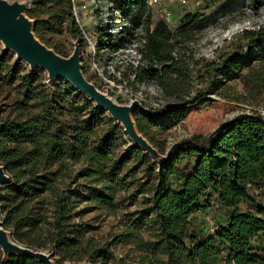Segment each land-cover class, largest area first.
I'll use <instances>...</instances> for the list:
<instances>
[{"label":"trees","instance_id":"1","mask_svg":"<svg viewBox=\"0 0 264 264\" xmlns=\"http://www.w3.org/2000/svg\"><path fill=\"white\" fill-rule=\"evenodd\" d=\"M111 1L117 13L129 18L128 33L136 24L143 23L145 27V42L140 47L144 62L133 69L127 67L123 75L127 78L133 70L135 78L130 83L134 87L136 82H154L161 89L159 95L167 102L165 109L153 111L135 106L131 111L138 131L161 152L164 147L154 135L155 128L165 129L182 118L187 105L201 97L205 86L240 74L251 51L264 56V25L242 29L247 49L235 47L213 60L194 59L196 67L200 64L195 77L190 74L184 53L185 44L204 20L216 22L218 17H225L238 1H247L251 9L257 10L264 0H199L217 8L209 14L185 11L173 30L163 19L152 21L146 0ZM71 7L72 0H33L26 8V14L33 19L34 34L62 55L67 53L52 40L53 33L67 26L74 37L81 39V28ZM97 44L114 50L119 41L100 33ZM174 49L176 55L172 53ZM4 68L19 79L23 96L14 116L0 118V163L9 175L0 194L2 199L11 198L3 227H11L17 241L34 249H40L34 245L48 242L59 254L54 264H76L63 263V259L78 261L84 257L107 259L111 253L95 237L68 227L71 200L56 179L61 173L67 174L71 161L81 157L110 161L114 170L125 166L127 156H110L117 145L115 135H122V126L108 118L100 136L104 109L69 80L58 78L51 88L37 79L40 69L14 71L0 55V72ZM193 79L200 86L191 93ZM79 97L81 101H77ZM83 109L87 114L80 112ZM64 112L70 114V120L60 117ZM127 149L151 179L143 217L152 237L144 239L137 232L130 233L142 250V261L219 264V251L224 249L232 261L229 264H264V205L248 191L251 184L264 178V117L260 111L240 112L206 134L181 137L167 150L161 164L136 143ZM208 195L217 200L222 210L213 233L206 231L202 221L201 227L193 226L198 220L194 212L210 201ZM35 197H44L46 207L29 205ZM0 264L48 263L29 253H2Z\"/></svg>","mask_w":264,"mask_h":264},{"label":"rangeland","instance_id":"2","mask_svg":"<svg viewBox=\"0 0 264 264\" xmlns=\"http://www.w3.org/2000/svg\"><path fill=\"white\" fill-rule=\"evenodd\" d=\"M5 1L8 4H19L23 1H29L27 6L29 7L32 5L33 0ZM75 1L76 3H83L90 0ZM162 2H167L168 7L172 10L170 21L173 23H177L181 13L185 11H200L204 12V14H209L217 8L216 5L212 4L206 6L199 0H188L187 3H181L180 0H162ZM160 5L162 4L150 7L153 22L163 18L159 11ZM93 6L92 10L78 13L77 23L81 25V27L79 26L81 28V39L78 40L80 46V72L99 90L105 92L104 89L107 85L104 83H100L99 85L96 80L97 75L89 65L87 53L89 47H91V42L89 43L88 38L93 41L92 44H95L96 53L102 62L109 58H115L114 63L118 67H121L123 60L119 62V59L125 57L127 52L126 50L112 52L107 47H98L97 41L100 35L98 27L103 17L100 14V9L104 6V2L103 0H95ZM230 11L225 17H218L216 22L209 19L204 20L202 27L185 44L184 53L188 59L192 77L196 76L197 68L200 66L198 64L196 67L194 59L203 58V61L213 60L218 59L224 51L235 47L242 46L247 49L248 45L242 34V29L264 25V4L259 6L257 10H253L247 1H238L236 4H233ZM26 16L28 17L27 14ZM28 19L30 20V17ZM51 37L67 53V55H62L64 57L71 53L75 45L74 42L77 40L67 26L53 33ZM128 48L129 46H127ZM0 55H3L14 71L23 72L32 68L40 69L37 79L40 78L46 86L53 88L55 82L58 80V77L54 78L44 67L33 65L25 59L17 58L15 50L7 46L1 37ZM193 80L194 84L192 85L191 93L194 92L196 86H200V84L196 83L195 79ZM136 85L146 93V104H143L144 106L153 111H156L158 108H166L167 102L159 95L160 91L154 82H136ZM82 93L91 99L86 92L82 91ZM106 93L112 95L108 92ZM22 96L23 85L15 75L4 68L0 72V118L14 116L16 107ZM81 99L79 97L77 101H81ZM91 100L95 104V101ZM118 102L124 103L127 101L122 99L118 100ZM103 109L105 112L101 115L102 127L99 126L98 134L103 136L104 127L108 125V118L117 121L122 126V135H115V139H118L117 145L110 156L117 159L120 155L124 154L127 156L125 166L120 170H114L110 161L103 163L95 159L81 157L78 160L71 161L67 167V174L61 173L62 176L58 177L56 181L59 183L61 189H65L67 197L71 200L68 227L80 229L83 233L95 237L103 245L104 249H108L111 254L107 259L102 256L99 258L84 257L78 261L63 259V263L148 264V262L142 261V250L137 246L135 240L131 238L130 233L137 232L144 239L152 237L149 233L147 219L143 217L146 198L149 195L147 188L151 183V179L144 170L143 165H140L133 158L132 153L128 151L127 147L133 142H131L124 132L122 123L114 118L107 109ZM262 110H264V56H256L254 51H251V55L242 66L240 74L227 79L220 78V81H217L215 85L205 86L201 97L187 105L186 113L182 118L165 129H154L155 137L159 139L164 147L162 152L158 149L156 150L160 154H165L172 145V142L181 137L192 133L206 134L212 131L220 122L237 113ZM80 112L84 115L87 114V110L84 109ZM60 117L70 120L68 112H64ZM143 151L155 159L146 150L143 149ZM61 180H64V182H61ZM48 196L50 195L48 194ZM207 197L210 201L206 202V205L197 211L198 216L196 217L198 220H194L193 222V226L197 228L201 227L199 221H201L200 217L204 213L212 216L217 223L222 218L221 208L214 205L217 200L210 197V195ZM10 199H2V194H0L1 221L4 218L7 203L11 202ZM45 201L44 197H35L29 205L46 207ZM201 225L204 226V223ZM1 227L6 230L11 240L17 241L11 227L5 228L2 225ZM17 242L30 245L22 241ZM34 246L43 249L47 253L52 251L50 255L52 260L59 256L48 242ZM2 253L3 248L0 245V254Z\"/></svg>","mask_w":264,"mask_h":264},{"label":"water","instance_id":"3","mask_svg":"<svg viewBox=\"0 0 264 264\" xmlns=\"http://www.w3.org/2000/svg\"><path fill=\"white\" fill-rule=\"evenodd\" d=\"M28 2L8 4L5 0H0V37L4 39L7 46L15 50L16 57L25 59L33 65L42 66L54 78H66L77 89L86 92L95 101L96 105L107 109L114 118L122 123L123 130L131 142L140 145L161 164L166 154L158 153L157 148L138 131L131 114L135 106L145 110H149V108L136 98L119 103L115 97L99 90L92 82L88 81L80 72V46L78 39L74 42L73 50L66 57L40 41L33 32V19L30 18L29 20V16H26ZM8 179L9 175L0 163V187ZM1 225L2 221L0 220V245L3 248L4 255L9 253H29L48 264H54V260L50 256L52 251L47 253L43 249H34L11 240L8 236L9 234Z\"/></svg>","mask_w":264,"mask_h":264},{"label":"built area","instance_id":"4","mask_svg":"<svg viewBox=\"0 0 264 264\" xmlns=\"http://www.w3.org/2000/svg\"><path fill=\"white\" fill-rule=\"evenodd\" d=\"M167 1V0H166ZM170 1V0H169ZM188 0H180L181 3H187ZM95 0H90L88 2L76 3L75 0H72V13L78 21V13L81 11L92 10L94 7ZM104 6L100 9V14L102 17L100 23V33H107L115 41H119V44L116 49L110 50L117 52L118 50H126L127 54L125 57L119 59V62L123 60L122 66L118 67L114 63V59L109 58L102 62L100 57L96 53L95 44H92V40L88 38L89 43L91 42V47L88 49V61L90 67L94 70L97 75V82L104 83L107 87L104 89L105 92H108L113 95L118 100L125 99L130 101L131 99H138L143 104H146L145 92L142 88H138V85L135 87L130 83L135 78V72L132 70L128 73L126 78L123 75V71L127 67L132 69L136 66L142 64L144 59L142 57V52L140 47L145 42V27L143 23H139L131 26L130 32L126 31V28L131 25L129 18L125 15L117 13L115 8L112 6L111 0H103ZM147 5L152 7L154 5H160L159 11L160 15L163 16V20L167 23L168 27L173 30L178 24L170 21L172 15V10L168 7L167 2L163 3L162 0H146ZM81 27V25H79ZM86 38V39H87ZM90 46V45H88ZM127 46L129 48L127 49ZM129 50V51H128ZM176 55L175 49L172 51ZM156 87L161 91L160 87L156 84ZM264 117V110L260 111ZM249 193L254 195L263 205H264V178H262L258 183L251 184L248 189ZM216 207H219L218 202L214 203ZM201 221L204 223L206 229L213 233L218 226V223L210 216L209 214H202L200 217ZM232 261H229L226 257V251L221 249L218 255L219 264H229Z\"/></svg>","mask_w":264,"mask_h":264},{"label":"crops","instance_id":"5","mask_svg":"<svg viewBox=\"0 0 264 264\" xmlns=\"http://www.w3.org/2000/svg\"><path fill=\"white\" fill-rule=\"evenodd\" d=\"M211 197H212V196H211ZM194 216H195V217L198 216V215H197V212H194Z\"/></svg>","mask_w":264,"mask_h":264}]
</instances>
